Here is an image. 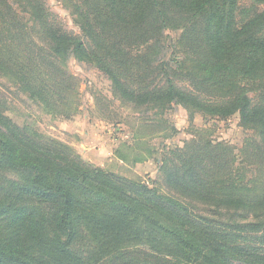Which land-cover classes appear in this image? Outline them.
Returning a JSON list of instances; mask_svg holds the SVG:
<instances>
[{
    "label": "trees",
    "instance_id": "1",
    "mask_svg": "<svg viewBox=\"0 0 264 264\" xmlns=\"http://www.w3.org/2000/svg\"><path fill=\"white\" fill-rule=\"evenodd\" d=\"M87 4L99 15L94 20L99 32L90 24H86L90 32L82 29L93 41V51L81 39L50 24L48 16L40 17L47 51L40 58L32 56L41 65L31 55L21 56V49L13 52L11 48L20 46L11 44L19 33L8 27L7 17L0 13V40L5 38L9 44H0V70L44 107L65 105L71 88H63L62 83L72 77L59 63L64 62L61 54L68 53L94 63L109 76L116 92L133 104L174 103L219 117L238 113L244 123L259 124L264 130V103L253 104L247 97V84H242L264 74V12L240 24L222 16L216 0H82V5ZM171 12L186 13L196 20L205 15L200 44L206 62L190 78L213 94V101L197 91L177 88L166 61L157 58L164 51L161 40ZM6 30L8 36L3 34ZM137 46H144L139 54L126 52ZM46 67L55 70V79L47 76ZM112 67L139 69L129 78L130 84L138 86L124 84L128 75L116 74ZM58 76L63 78L60 83ZM58 86L65 92H57ZM40 141L0 112V175L22 176V181L0 184V218L9 217V231L0 238V264H97L108 251L134 246L191 264L262 259L263 250L252 248L251 243H229L227 232L204 226L180 206L158 196L148 183L89 166L67 149ZM172 154L180 168L170 161L169 170L166 164L169 186L200 198L212 196V201L227 207H245L241 200L231 203L218 196L217 184L198 176L191 166L193 156L185 155L184 149ZM263 198H258L257 206L263 205ZM87 232L96 244L87 239Z\"/></svg>",
    "mask_w": 264,
    "mask_h": 264
},
{
    "label": "rangeland",
    "instance_id": "2",
    "mask_svg": "<svg viewBox=\"0 0 264 264\" xmlns=\"http://www.w3.org/2000/svg\"><path fill=\"white\" fill-rule=\"evenodd\" d=\"M215 5L222 16L240 24L264 12V0H216ZM209 8L205 10L211 12L212 8ZM34 12L35 19L32 18ZM0 13L7 17L8 27L19 33L17 41L11 44L20 43V46L11 48L13 52L21 49V56L28 58L31 55L35 60L47 51L40 28L42 17L48 16L46 20L50 24L81 39L91 52L93 41L82 33V29H88L86 24H90L94 32H99L94 25L99 15L95 8L82 5V0H0ZM168 17L170 24L163 32L165 39L161 40L164 51L157 58L166 61L169 75L175 76L173 81L177 88L197 91L205 95V100L213 101V94H207V89L196 86L190 78L200 70L199 65L206 62L200 44L205 15L196 20L186 13L171 12ZM261 30L264 34V21ZM3 34L8 36L9 31ZM1 43L9 46L5 38L0 40ZM143 48L137 46L131 51L126 49V52L132 55ZM61 56L64 62L59 64L72 77L70 82L65 80L62 83L63 88H71L66 94L65 105L44 107L14 78L0 70L1 114L41 143L48 141L55 148L61 146L89 166L130 181L148 183L158 196L180 206L201 220L204 226L227 232L229 243H251L252 248L263 250L262 259L249 258L250 261L240 262L235 258L231 259V264H264V227H261L264 226V198L263 205L255 203L264 197L263 127L244 123L238 113L219 117L174 103L133 104L116 92L109 76L94 63L68 53ZM36 64L42 63L37 59ZM112 68L116 74L128 75L124 80L127 85L130 76L139 71L137 68L127 71L122 67ZM44 70L47 76L56 78L54 69L46 67ZM257 78L256 81L247 78L242 82L247 84V97L253 104L264 103V74L257 75ZM62 79L59 77L57 82ZM60 88L57 87V92H65ZM57 92L54 98H57ZM176 149H184L185 155L193 156L191 166L199 177L217 184L218 196L231 203L241 200L245 207H227L212 201L211 195L200 198L169 186L165 177L167 167L172 170L169 162L180 168L179 159L172 154ZM19 180L22 181V176L13 173L0 175L2 185ZM37 208L41 207L37 205ZM1 217L4 220L0 218V238L9 231V217ZM87 234V239L96 244L94 236ZM82 249L85 251L84 245ZM97 264L191 263L157 256L144 246H134L108 251Z\"/></svg>",
    "mask_w": 264,
    "mask_h": 264
}]
</instances>
